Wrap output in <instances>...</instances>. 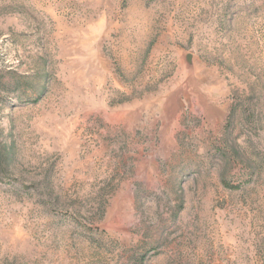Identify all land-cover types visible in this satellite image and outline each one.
<instances>
[{
	"label": "rangeland",
	"instance_id": "obj_1",
	"mask_svg": "<svg viewBox=\"0 0 264 264\" xmlns=\"http://www.w3.org/2000/svg\"><path fill=\"white\" fill-rule=\"evenodd\" d=\"M0 148V264H264V0H0Z\"/></svg>",
	"mask_w": 264,
	"mask_h": 264
},
{
	"label": "trees",
	"instance_id": "obj_2",
	"mask_svg": "<svg viewBox=\"0 0 264 264\" xmlns=\"http://www.w3.org/2000/svg\"><path fill=\"white\" fill-rule=\"evenodd\" d=\"M3 158V155H2V150L0 148V160Z\"/></svg>",
	"mask_w": 264,
	"mask_h": 264
},
{
	"label": "water",
	"instance_id": "obj_3",
	"mask_svg": "<svg viewBox=\"0 0 264 264\" xmlns=\"http://www.w3.org/2000/svg\"><path fill=\"white\" fill-rule=\"evenodd\" d=\"M187 59L189 60V57H187Z\"/></svg>",
	"mask_w": 264,
	"mask_h": 264
}]
</instances>
